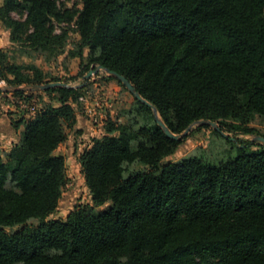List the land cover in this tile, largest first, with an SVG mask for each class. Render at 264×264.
I'll return each instance as SVG.
<instances>
[{"label": "trees", "instance_id": "obj_1", "mask_svg": "<svg viewBox=\"0 0 264 264\" xmlns=\"http://www.w3.org/2000/svg\"><path fill=\"white\" fill-rule=\"evenodd\" d=\"M20 7L34 27L29 39L43 48L56 37L53 20L76 14L91 50L85 62L81 49L80 68L124 75L174 134L217 122L214 132L237 154L162 165L182 139L135 97L129 118L106 119L104 134L79 155L92 202L66 220L49 218L68 182L65 157L55 151L77 123L71 100L80 89L40 91L48 103L35 118L15 121L19 141L0 149V264H264V142L240 137L254 136L250 124L264 116V0H82L75 14L56 0H3L0 21L12 32L23 25L10 15ZM0 79L50 82L5 62L1 48ZM137 164L150 169L133 171ZM9 175L19 191L6 186ZM32 219L38 225H28Z\"/></svg>", "mask_w": 264, "mask_h": 264}, {"label": "rangeland", "instance_id": "obj_2", "mask_svg": "<svg viewBox=\"0 0 264 264\" xmlns=\"http://www.w3.org/2000/svg\"><path fill=\"white\" fill-rule=\"evenodd\" d=\"M56 1L60 8L69 9L70 14H75L82 6V0ZM2 2L3 0H0V4ZM10 15L23 25L19 30L12 32L11 28L0 21V48L5 55V62L17 65L22 72L33 79L41 74L45 80H50L49 83L61 82L66 83L69 87L80 89L77 100L71 101L80 117L87 119L91 126L89 131L85 128L87 132L84 133L85 130L82 129L83 132L77 136V133L69 132L70 153L68 156L70 157L67 156L68 161L66 162L68 182L56 211L49 217L66 220L76 207L85 206L92 202L91 191L78 164L80 149L86 148L95 137L104 134L106 119L126 121L129 118L128 111L132 107L135 96L125 83L119 84L114 79L105 80V76L112 74L100 68V65L94 67V64H89L88 68H80L79 53L81 49L83 48L85 62H89L91 50L88 46H82V40L77 31L76 14L72 20H53V34L56 37L47 48L36 45L29 39L34 27L28 23V12L25 8H17ZM93 70L94 72L88 76V73ZM7 86L0 79V135L9 134L8 125H13L15 121L22 119L19 109L20 97L10 94L11 91H5L3 88ZM32 98L36 100L39 109L49 101L48 97L40 91L33 94ZM96 103H105L101 110L98 109L102 116H93L87 111L88 108L95 107ZM217 126L219 127L218 123L216 125L195 124L189 133L182 138L177 150L163 160L162 165L180 162L195 155L212 162H219L235 156L237 154L235 146L214 132ZM250 126L256 129V134L254 136L241 135L240 137L264 136V116L258 115ZM184 132L176 135L180 136ZM2 144L0 142V149H2ZM2 151L4 150L2 149ZM149 169L143 164H137L133 167V171ZM6 186L17 191L20 190L10 175L6 179ZM38 223V220L32 219L27 224L38 225ZM22 227L23 225L7 231L15 232Z\"/></svg>", "mask_w": 264, "mask_h": 264}, {"label": "water", "instance_id": "obj_3", "mask_svg": "<svg viewBox=\"0 0 264 264\" xmlns=\"http://www.w3.org/2000/svg\"><path fill=\"white\" fill-rule=\"evenodd\" d=\"M100 68H102V66H100ZM110 74L114 75L116 78H118L121 82L125 83L127 85V87L129 88V90L134 94V96L139 99L140 101L146 103L147 105L151 106L153 109H154V112L157 116V120H158V123L163 127V129L165 130V132L172 138H175V139H182L184 136H186L189 131L192 129V127L195 125V124H210V125H216L217 122H212V121H208V120H200V121H197L195 123H193L192 125H190L183 134H181L180 136L174 134L172 131H170V129L168 128V126L166 125V123L162 120V118L160 117L157 109L155 106H153L150 102H148L146 99H144L142 97V95L136 91V89L134 88L133 84L124 76V75H121L117 72H114V71H111V70H107ZM94 72L93 71H90L88 73V76H90V74ZM57 86H68L66 83H61V82H52V83H46L44 85H23V86H7V87H4L3 89L5 91H11V92H14L16 90H25V91H43L47 88H50V87H57ZM216 129H218L219 131L220 128L217 126ZM226 135V134H225ZM255 139L259 140V141H262L264 142V136H261V135H256L254 137Z\"/></svg>", "mask_w": 264, "mask_h": 264}, {"label": "crops", "instance_id": "obj_4", "mask_svg": "<svg viewBox=\"0 0 264 264\" xmlns=\"http://www.w3.org/2000/svg\"><path fill=\"white\" fill-rule=\"evenodd\" d=\"M8 92V91H7ZM32 92H37V91H32ZM13 92H10V94H12ZM87 131H89V128H91L90 126V123L87 119L85 118H81L80 115L78 114L77 112V123L75 124L74 128L72 129H69V128H66V132H67V139L60 144V146L57 148V150L55 151L56 154H61L65 157V160L66 162L68 161V158L67 156L69 155L70 153V149H69V132H72V133H77V135H80L83 131L82 129L85 130L84 133H86V129ZM8 131L9 134H1L0 135V142L3 143L1 145L2 149L5 151V152H9L12 147L14 146L15 143H17L20 139V131H17L13 125H8ZM98 137H101V136H98ZM93 143V141L91 142V144ZM91 144H89L86 148L90 147ZM84 148V149H86ZM84 149H80L79 151V155L81 152H83ZM70 157V156H68ZM79 159V158H78ZM78 164H79V167L81 168V164L78 160ZM66 172H67V164H66ZM67 176H68V173H67Z\"/></svg>", "mask_w": 264, "mask_h": 264}, {"label": "built area", "instance_id": "obj_5", "mask_svg": "<svg viewBox=\"0 0 264 264\" xmlns=\"http://www.w3.org/2000/svg\"><path fill=\"white\" fill-rule=\"evenodd\" d=\"M104 105L105 103H96L95 107L88 108L87 111L93 116H99L101 115L99 110H101ZM19 109L21 110L22 118L26 120L35 118L40 111L36 100H34L33 98H20Z\"/></svg>", "mask_w": 264, "mask_h": 264}]
</instances>
